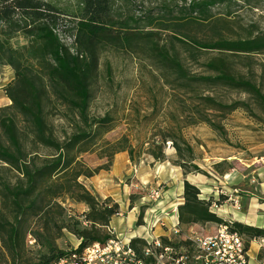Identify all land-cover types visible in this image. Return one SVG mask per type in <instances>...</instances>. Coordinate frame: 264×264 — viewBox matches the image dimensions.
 <instances>
[{
    "label": "trees",
    "instance_id": "1",
    "mask_svg": "<svg viewBox=\"0 0 264 264\" xmlns=\"http://www.w3.org/2000/svg\"><path fill=\"white\" fill-rule=\"evenodd\" d=\"M224 1L192 0L187 3L182 0L181 7L184 16L195 14L206 20L210 9ZM120 3L129 4V0H79L78 11L67 14L47 0H0V66L9 67L13 73L12 82L5 87V95L11 104L0 108V170L16 175L15 183H9L0 174V262L7 257L9 264H21L20 251L29 237L38 250L34 257L36 264H54L68 256L69 251H62L56 243L63 231L77 239L76 252L93 244L103 245L112 239L104 228L119 213V206L110 198L98 201L79 182L80 178L90 179L103 169L89 170L77 160L78 155L87 152V148L94 146L97 139L111 130L112 121L108 116L89 117L91 83L99 68L100 55L105 50L124 45L130 47L133 42L149 46L152 57L167 67L177 80L244 94L264 115V63L258 65V74L251 63L254 56H264V31L252 27L246 37L235 40H193L189 46L195 50L219 55L203 65L208 75L189 77L176 51L159 46L156 39L161 32H170L169 39L188 46L186 37H176L178 24L167 26L162 21L165 15L174 13L171 4L161 6L155 17L151 14L143 19L141 29L148 31L129 33L131 23L140 26L142 20L122 19ZM64 15L74 22L70 44L64 42L66 31L59 29ZM18 38L25 44L16 48L12 41ZM230 58L241 62L247 75L237 71ZM50 96L69 112L71 128H74L62 142L53 136L46 122L44 108ZM197 98L199 105L208 110L230 114L241 109L258 118L246 101L225 104L213 96L200 95ZM9 110L25 122L31 150H26L16 121L5 114ZM200 116V123L218 129L216 123ZM165 142H170L176 157L174 166L184 176H207L194 163L190 144L177 135L164 138L155 150L147 149L146 153L153 162L166 161ZM108 150L109 158L126 153L129 162L135 163V149L126 138L108 145ZM223 163L214 165L216 173L221 174L218 169ZM64 199L71 204H82L87 210L69 218L61 205ZM181 200L176 208L180 235L181 228L188 230L213 224L228 226L231 232L245 240L247 248L251 242L264 239V229L218 217L211 210L217 202L202 198L200 190L187 181L182 185ZM142 217L140 212L137 224ZM33 225H36L34 231L31 229ZM160 241L168 244L165 238ZM129 244L138 259L145 264L153 263L143 254L147 246L143 239H131Z\"/></svg>",
    "mask_w": 264,
    "mask_h": 264
},
{
    "label": "rangeland",
    "instance_id": "2",
    "mask_svg": "<svg viewBox=\"0 0 264 264\" xmlns=\"http://www.w3.org/2000/svg\"><path fill=\"white\" fill-rule=\"evenodd\" d=\"M47 1L67 14L78 11L79 0ZM181 1L129 0V4H119V14L122 19L141 18L140 26L131 23L128 32H143L149 30L141 29L143 19L151 14L155 17L161 6L171 4L174 13L165 15L162 21L167 26L172 23L178 24L176 37H186L188 46L169 39L170 32H161V36L156 39L159 46H166L171 51H176L189 77L208 75L203 65L219 55L216 52L195 50L189 46L192 45L193 40L198 42L235 40L246 37L252 27L257 31H264V0H225L210 9L206 20L195 14L184 16ZM185 1L188 3L192 0ZM73 27L74 22L71 17L61 16L59 29L66 31L64 36L66 44L73 41L70 36ZM24 44L21 38L12 41V45L16 48ZM148 47L133 42L130 47L124 45L117 49H107L100 55L99 68L90 88L89 117L96 119L108 116L112 121L111 130L97 139L94 146L87 148V152L78 155L77 160L87 169H103L90 179L80 178L79 182L98 201L101 198L96 189L101 185L106 186L104 189H107V192L116 190L117 196H120V199L118 197L117 199L121 204L128 202V210L132 207L136 208V222L140 212L143 213L136 227L150 228L154 220L160 216L154 209L157 203L165 201L162 197L164 195L168 197L166 201L168 207L170 204H177L179 196L176 187L172 185L174 182L172 170L177 167L174 166L176 157L170 142L164 144L165 162H153L146 151L148 148L155 150V146L164 138L177 135L190 144L194 151V163L207 173V176L193 175L201 181L203 191L201 197L217 202V206H213L211 210L218 217L224 218L226 217L224 211L236 207V203L240 209V200L237 196L241 193L242 183H246L250 188L256 186L258 181L256 170H264V115L244 94L228 91L225 88L182 83L167 67L152 57ZM229 60L234 62L237 71L247 75L241 62L233 58ZM243 63L247 64L245 61ZM251 63L258 74V65L264 63V56H254ZM262 91H264V83H262ZM200 95L216 97L225 104L246 101L258 118L241 109L230 114L208 110L199 105L197 97ZM44 112L53 136L62 142L74 129L71 128L73 126L69 112L53 96H50L49 102L46 103ZM5 114L16 121L26 150H31V140L25 132V122L12 110L6 111ZM200 115L216 123L218 129L200 123ZM122 138H126L135 149V163H127L129 160L126 153H117L108 157V145ZM39 153L47 152L39 151ZM116 155H118L117 161H115ZM218 163H223L218 169L221 174L214 171V165ZM0 174L5 181L15 183L14 173L0 170ZM142 177L148 178L149 182L142 184L140 182ZM137 178L140 180L137 181ZM116 179L121 182L120 186ZM115 184L117 186H114ZM154 193H158V198H155ZM61 203L67 211V217L78 215L80 208H75L76 204H71L66 199ZM147 209L151 212L146 211ZM164 214L170 218L171 208ZM216 226L213 224L196 226L194 232L198 236H209L214 233ZM156 227H160L159 224ZM160 228L164 229V227ZM31 229L34 231L36 225ZM181 230V235L175 237V240L172 239L173 241H181L187 235L186 228ZM56 243L59 249L67 252L75 248L78 241L73 235L63 231ZM37 251L33 244H29L28 239L20 251V263L36 264L37 260L34 257ZM256 252L257 243L253 241L249 244V255L255 257ZM0 264H9L8 258H4Z\"/></svg>",
    "mask_w": 264,
    "mask_h": 264
},
{
    "label": "built area",
    "instance_id": "3",
    "mask_svg": "<svg viewBox=\"0 0 264 264\" xmlns=\"http://www.w3.org/2000/svg\"><path fill=\"white\" fill-rule=\"evenodd\" d=\"M154 195L158 198V193ZM238 209L236 203V210ZM119 215L118 213L116 216ZM158 224L163 225L156 218L150 228L153 229ZM104 229L112 237L105 244H93L77 252L75 247L69 251L68 256L54 264H145L130 247L131 239L120 238L110 226ZM172 233L175 237L180 236L177 224L172 226ZM28 239L29 244H33V240L30 237ZM144 241L147 246L143 254L152 259V264H264V239L255 241L257 252L255 257H251L245 240L231 232L226 225L216 226L214 233L209 236H198L191 230L181 241L166 239L167 245L160 239ZM183 242L186 244L181 245Z\"/></svg>",
    "mask_w": 264,
    "mask_h": 264
},
{
    "label": "crops",
    "instance_id": "4",
    "mask_svg": "<svg viewBox=\"0 0 264 264\" xmlns=\"http://www.w3.org/2000/svg\"><path fill=\"white\" fill-rule=\"evenodd\" d=\"M12 80H13V73L11 69L9 67L0 66V108L8 107L11 104L9 99L5 95V87L8 84H10ZM117 159H118V155H116L115 161H117ZM127 163L129 164V161H127ZM172 173L174 179L172 185L176 187L179 196L178 199L179 202L174 205L170 204L167 207L168 202L166 201L168 197H165L164 195L162 198H164L165 201H161L157 203L154 209L160 215L158 218L162 221V224L164 225V229L160 228L163 225H160V227H155L153 229L146 226H143L141 229H139L138 227H136L135 207H132L130 210H128V206H129L128 202H124V204L123 203L121 204L118 201V199H120V196L119 197L117 196L118 192L116 190L107 192L106 191L107 189L106 190L104 189L106 187L104 185H101L96 189L99 197L102 200L106 198H110L115 204L119 206L120 215L113 217L111 219V222L109 223V226L115 230L116 235L124 239L138 238V239H144L150 241L151 239L165 238L173 241L172 239H174L175 236L172 233V227H170L169 225L174 226V224H177L176 208L182 201L181 195H182L183 182L187 181L190 184L196 186L200 190L201 194L203 191L200 185L201 181L197 179L195 176L193 175L184 176L179 168L172 170ZM256 173L258 177V181L256 183L257 185L250 188V186H246V183H242V187H241L242 189H240L241 193L239 196H237V198H239L240 200V209L236 210L235 206L233 208L226 209L224 211L226 217L222 218L223 220L231 221V222H239L244 225L264 229V170H256ZM115 178H117V176ZM116 180H118V186H120L119 184H121V182L119 181V179ZM136 180L138 181L140 179L137 178ZM140 182H142V184H146L147 182H149V179L142 177ZM150 184H152V182ZM114 186L117 185L115 184ZM165 193H167V190ZM120 194L121 193H119V195ZM75 208H80L78 209L79 215L87 210L86 207L82 204L76 205ZM169 208H171V212H172L170 218H168L167 215L164 214V212L166 210H169ZM146 211L151 212L150 209H147ZM194 228L195 227L188 229L187 234L191 230L193 231Z\"/></svg>",
    "mask_w": 264,
    "mask_h": 264
}]
</instances>
